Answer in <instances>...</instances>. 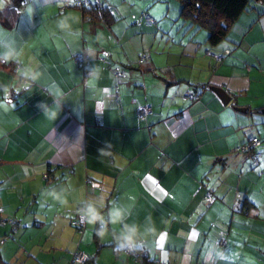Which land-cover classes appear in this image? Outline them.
<instances>
[{
    "label": "crops",
    "instance_id": "1",
    "mask_svg": "<svg viewBox=\"0 0 264 264\" xmlns=\"http://www.w3.org/2000/svg\"><path fill=\"white\" fill-rule=\"evenodd\" d=\"M105 1L116 13L102 19L70 0H0V218L15 221L0 225V259L67 264L78 249L84 264H139L119 247L127 225L146 264H264V12L249 1L211 44L179 0ZM20 76L28 87L8 98ZM252 136L255 162L235 150ZM80 204L103 223L78 234Z\"/></svg>",
    "mask_w": 264,
    "mask_h": 264
},
{
    "label": "trees",
    "instance_id": "2",
    "mask_svg": "<svg viewBox=\"0 0 264 264\" xmlns=\"http://www.w3.org/2000/svg\"><path fill=\"white\" fill-rule=\"evenodd\" d=\"M87 1L91 3L93 0H87ZM87 1L84 2V5L80 6L79 8H81V9L84 8V9H89V10L92 9L97 14V15L93 14L94 16H98V17L103 19L105 14H108L109 16L110 15L114 16V14L116 13V11L115 12L113 11V13H109L108 9H106V8L108 6L112 7L113 5H111L110 3H108L105 0H100L102 3L101 7H92V8L89 6ZM249 1H255L257 3V6H259L260 11L264 12V0H179L180 12H181L182 16H184V17L187 16L190 19V21L196 23L198 26L205 27L207 29L206 40L211 44L217 43L220 39H222L224 37L228 23L230 21H232L238 15V13L245 7L246 4L248 5ZM70 2L72 5H74L72 0H70ZM113 10H114V8H113ZM77 53L85 54L87 58L83 59L81 62H76L73 58V55L75 54L74 53L72 55V58H71L72 61L80 67L82 75L89 73V71L87 69L83 68V63L88 60L87 54L85 52H77ZM142 61H144V60H142ZM15 65H17V68L19 69V65L17 63H13L10 66V69ZM18 69H17V71H18ZM17 71L15 72V76L17 75ZM116 72H119L120 75L116 76L115 75ZM112 76L114 79L113 92L116 93V87H117L116 82L120 77L123 76V72L121 70L115 69L112 72ZM20 79H26L28 81V83L25 84V89L28 87L30 80L26 77L20 76L18 79L17 86L13 87V89L8 90V92L14 91L15 94L12 96H9L7 93L8 98H12L13 96L15 97V95H17L18 93L25 90V89H23V90L20 89ZM142 106H144V105H142ZM139 107H141V106H139ZM139 107H137V109ZM149 114H146L143 117V119H138L137 117L136 118L138 121L143 122L145 120L146 116H148ZM244 142H242V143H244ZM261 143H262V140L260 139V145H261ZM258 147H256L254 150H252V152L255 153V155H256L255 158H253L251 156L252 154H250L251 152H249V151L243 152V153H248L250 155V157L252 158V160L255 162L257 160L258 155H259ZM87 183H88V186H90L92 188L95 187L96 185H98V184H96V182H92L91 180H87ZM75 210H76V208H75ZM74 216H75V212H74ZM74 216H73V218H74ZM0 219H2V218H0ZM5 219H7V218H5ZM8 219L14 220L12 218H8ZM14 223H15V221H14ZM135 248H137V247H135ZM148 261H149L148 259H146V260L142 259L141 262H139V264H146ZM0 264H8V263H4L0 259Z\"/></svg>",
    "mask_w": 264,
    "mask_h": 264
},
{
    "label": "built area",
    "instance_id": "3",
    "mask_svg": "<svg viewBox=\"0 0 264 264\" xmlns=\"http://www.w3.org/2000/svg\"><path fill=\"white\" fill-rule=\"evenodd\" d=\"M86 1L87 0H72L74 5L77 7L84 5V2H86ZM88 4L91 8L102 6V3L100 0H93L91 3L88 2ZM106 9H108L109 13H113L112 7L108 6ZM142 15H143L145 21H148V22L152 21V18L149 15H147L146 13H142ZM73 58L76 62H81L83 59H86L87 57L85 54L75 53L73 55ZM144 58H145L144 56H140L137 59V61L141 62L142 60H144ZM218 59H219V57L216 56V60H218ZM17 69H18L17 65H15L10 69V71L12 72L13 75H15V72L17 71ZM115 75L118 76V75H120V73L116 72ZM27 83H28V81L26 79H20V89L21 90L25 89V84H27ZM14 94H15L14 91L8 92L9 96H12ZM197 96H198V94L194 90L185 91L183 93V98L189 102L196 100ZM149 113H150L149 106L144 105V106L139 107L136 110V117L138 119H143V117ZM259 145H260V139L256 136H252V137H249L244 143L236 146L235 150L240 152V153L249 151V152H251L250 154H252L251 156L253 158H255L256 155H255V153L252 152V150H254ZM204 200L206 203H210L213 200L211 193L208 192L207 190L205 191V194H204ZM84 209H85L84 205H81V204L78 205L76 207V210H75V216L71 221L73 228L75 229V231L78 234H81V232L84 228V225H85V220H82V217H81V213ZM4 224H8L9 226L14 227L15 223H14V220H11V219H0V225H4ZM123 251L128 257L133 259V261H135V262H141L142 259H145V260L147 259L146 254L142 248L133 247V248L129 249V248L125 247V248H123ZM88 259L89 258L86 254H84L83 252H81L78 249H75L71 252L67 264H84Z\"/></svg>",
    "mask_w": 264,
    "mask_h": 264
},
{
    "label": "clouds",
    "instance_id": "4",
    "mask_svg": "<svg viewBox=\"0 0 264 264\" xmlns=\"http://www.w3.org/2000/svg\"><path fill=\"white\" fill-rule=\"evenodd\" d=\"M3 59L5 61L9 60V59H15V55L11 52L7 53L4 55ZM89 83H92V78L90 77V81ZM107 106V101L106 100H96V112L98 114H102L103 113V109ZM53 115H55L53 113ZM58 198V197H57ZM81 217L82 220H87V222L89 224H95L97 221H100L101 223H103V217L101 216V214L99 213L98 209L92 205L89 204L81 213ZM110 217H111V223L115 226L118 225L120 223L121 217H122V213L119 210H113L110 213ZM136 228L134 226L129 227V226H125V230L121 232V237L123 240V243H121L119 245L120 248H133L135 246V236H136ZM105 231L102 230L101 234H103Z\"/></svg>",
    "mask_w": 264,
    "mask_h": 264
},
{
    "label": "water",
    "instance_id": "5",
    "mask_svg": "<svg viewBox=\"0 0 264 264\" xmlns=\"http://www.w3.org/2000/svg\"><path fill=\"white\" fill-rule=\"evenodd\" d=\"M208 88L218 96V98L221 100L223 104L229 102L230 96H228V94L225 92V90L222 87L211 85ZM258 111L264 113V108Z\"/></svg>",
    "mask_w": 264,
    "mask_h": 264
},
{
    "label": "rangeland",
    "instance_id": "6",
    "mask_svg": "<svg viewBox=\"0 0 264 264\" xmlns=\"http://www.w3.org/2000/svg\"><path fill=\"white\" fill-rule=\"evenodd\" d=\"M8 218H10V217H8ZM29 232V231H28ZM11 239V238H10ZM9 238L7 239V240H9V241H13V240H10ZM40 244H41V241H40ZM1 246V245H0ZM17 247L15 248V249H13V251L14 250H16L17 252H16V254L15 253H12V251H9L8 252V255L9 254H11V255H14L15 256V259H19V253L21 254L23 251V249H22V245H20L19 243L16 245Z\"/></svg>",
    "mask_w": 264,
    "mask_h": 264
},
{
    "label": "snow or ice",
    "instance_id": "7",
    "mask_svg": "<svg viewBox=\"0 0 264 264\" xmlns=\"http://www.w3.org/2000/svg\"><path fill=\"white\" fill-rule=\"evenodd\" d=\"M193 235H195V234H193Z\"/></svg>",
    "mask_w": 264,
    "mask_h": 264
}]
</instances>
